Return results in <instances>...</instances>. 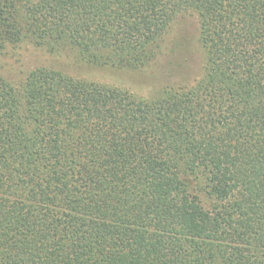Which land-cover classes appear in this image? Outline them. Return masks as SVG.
Here are the masks:
<instances>
[{
  "label": "trees",
  "instance_id": "1",
  "mask_svg": "<svg viewBox=\"0 0 264 264\" xmlns=\"http://www.w3.org/2000/svg\"><path fill=\"white\" fill-rule=\"evenodd\" d=\"M187 12L203 73L150 98L0 73V264H264V0H0V60L142 68Z\"/></svg>",
  "mask_w": 264,
  "mask_h": 264
},
{
  "label": "rangeland",
  "instance_id": "2",
  "mask_svg": "<svg viewBox=\"0 0 264 264\" xmlns=\"http://www.w3.org/2000/svg\"><path fill=\"white\" fill-rule=\"evenodd\" d=\"M38 66L57 68L77 78L125 88L137 96L150 98L164 87L191 84L202 75L204 53L198 18L190 12L179 16L164 37L157 57L142 68L93 65L71 53L55 54L24 44L1 56L0 73L20 79Z\"/></svg>",
  "mask_w": 264,
  "mask_h": 264
}]
</instances>
